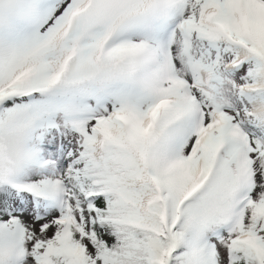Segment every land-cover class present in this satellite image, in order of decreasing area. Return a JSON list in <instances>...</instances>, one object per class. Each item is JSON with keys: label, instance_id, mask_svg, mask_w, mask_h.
I'll return each instance as SVG.
<instances>
[{"label": "snow or ice", "instance_id": "1", "mask_svg": "<svg viewBox=\"0 0 264 264\" xmlns=\"http://www.w3.org/2000/svg\"><path fill=\"white\" fill-rule=\"evenodd\" d=\"M0 264H264V0H0Z\"/></svg>", "mask_w": 264, "mask_h": 264}]
</instances>
